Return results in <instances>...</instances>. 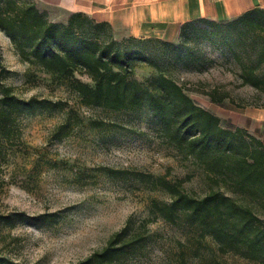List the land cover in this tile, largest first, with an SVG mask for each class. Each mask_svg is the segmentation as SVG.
I'll return each mask as SVG.
<instances>
[{"label": "rangeland", "instance_id": "1", "mask_svg": "<svg viewBox=\"0 0 264 264\" xmlns=\"http://www.w3.org/2000/svg\"><path fill=\"white\" fill-rule=\"evenodd\" d=\"M253 19H196L183 24L173 42L140 37L136 47L157 58L161 69L196 103L232 115L231 105L264 106V12ZM0 48L9 69L7 80L19 94L67 100L83 119L70 136L57 140L53 131L64 121L63 113L26 116L24 147L12 166L0 167V183L6 179L0 186V211L25 212L30 218L2 228L3 253L18 264H75L101 250L128 225L129 236L144 234L145 239L124 255L121 264H264L234 249L223 252L205 228L184 218L172 223L152 213L153 200L169 202L171 197L149 189L133 172L166 175L196 196L208 193L212 183L191 158L164 142L147 108L86 107L66 81L54 82L21 60L2 30ZM155 71L143 64L135 68V75L144 80ZM211 95L224 97L225 104ZM234 196L251 202L245 195Z\"/></svg>", "mask_w": 264, "mask_h": 264}, {"label": "trees", "instance_id": "2", "mask_svg": "<svg viewBox=\"0 0 264 264\" xmlns=\"http://www.w3.org/2000/svg\"><path fill=\"white\" fill-rule=\"evenodd\" d=\"M263 12L254 9L236 19L253 23V16ZM0 30L21 60L37 66L54 82L66 81L82 105L112 111L147 108L159 124L164 142L191 158L212 183L208 193L196 196L186 191L181 181L169 180L166 175L133 172L149 189L162 190L171 197L169 202L153 200L152 213L172 223L184 218L205 228L223 252L234 249L264 261V143L260 139L241 127H224L217 115L196 103L182 84L161 69L157 58L136 47L140 37L117 38L108 22L81 12L71 14L66 22H56L35 0H0ZM143 64L156 71L140 80L135 68ZM8 73L0 48L1 168L12 166L25 145L26 116L63 113L64 121L53 131L57 140L83 124L67 100L19 94L8 82ZM248 82L259 86L253 79ZM211 96L214 101L224 99ZM234 195H245L251 202H242ZM29 218L25 212L0 211V234L2 228ZM128 234L126 225L101 250L75 264H121L124 255L145 239L144 234ZM0 264L18 263L0 249Z\"/></svg>", "mask_w": 264, "mask_h": 264}, {"label": "crops", "instance_id": "3", "mask_svg": "<svg viewBox=\"0 0 264 264\" xmlns=\"http://www.w3.org/2000/svg\"><path fill=\"white\" fill-rule=\"evenodd\" d=\"M35 1L56 22H66L71 14L81 12L97 21L108 22L117 38L153 36L167 41L177 40L182 25L192 20L204 18L223 22L254 9H264V0ZM231 106H234L233 114L227 116L206 109L217 115L224 127H241L264 143V106Z\"/></svg>", "mask_w": 264, "mask_h": 264}]
</instances>
